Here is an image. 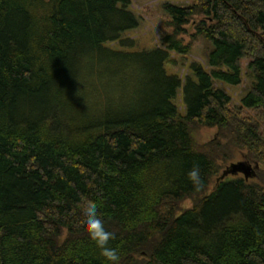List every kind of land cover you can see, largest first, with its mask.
Here are the masks:
<instances>
[{"label": "trees", "instance_id": "obj_1", "mask_svg": "<svg viewBox=\"0 0 264 264\" xmlns=\"http://www.w3.org/2000/svg\"><path fill=\"white\" fill-rule=\"evenodd\" d=\"M131 2L0 0V264H105L82 196L120 264H264V0L163 2L150 48Z\"/></svg>", "mask_w": 264, "mask_h": 264}, {"label": "rangeland", "instance_id": "obj_2", "mask_svg": "<svg viewBox=\"0 0 264 264\" xmlns=\"http://www.w3.org/2000/svg\"><path fill=\"white\" fill-rule=\"evenodd\" d=\"M131 1L132 2L130 9L138 16L140 23L139 30L137 32L131 33V35L134 37L136 36L143 47L150 48V47H154L155 45H158L159 43L158 26L162 23L164 16L163 11L161 9V4L163 2H171L175 4L185 5L188 4L189 0H131ZM204 49H205V42L204 40H200L195 44L193 51L189 55L181 59L183 60L195 59L201 61L200 57L203 55ZM177 58L178 57H176V59ZM166 69L169 73L179 72L181 71L180 70L181 65H179L177 68L176 67L174 68L170 64H167ZM226 89L232 95L233 103H236L239 96L242 94L243 85L241 87H229V88L226 87ZM180 98L181 96L180 94H178V96L174 99V102L177 105L180 104ZM215 132L216 130L213 128H202L198 130L196 136L199 141L204 142L213 138L215 136ZM239 161H247L244 153L241 151H237V156L234 158V161L229 162L225 170L230 168L232 165L239 163ZM237 175L243 176L241 172L235 174L228 173V177L226 178V180H229L228 178L236 177ZM188 204L189 201L184 203V205H188Z\"/></svg>", "mask_w": 264, "mask_h": 264}, {"label": "clouds", "instance_id": "obj_3", "mask_svg": "<svg viewBox=\"0 0 264 264\" xmlns=\"http://www.w3.org/2000/svg\"><path fill=\"white\" fill-rule=\"evenodd\" d=\"M187 175L195 190L198 191L203 187L198 166L194 165ZM78 207L81 209L79 226L99 249L100 256L103 257L105 264H120V256L117 250L109 246V242L115 239L114 233L106 229L96 203L82 196Z\"/></svg>", "mask_w": 264, "mask_h": 264}, {"label": "water", "instance_id": "obj_4", "mask_svg": "<svg viewBox=\"0 0 264 264\" xmlns=\"http://www.w3.org/2000/svg\"><path fill=\"white\" fill-rule=\"evenodd\" d=\"M238 172L243 173L246 178L255 174V170L253 166L248 161H239V163H236L232 165L230 168H228L227 170H225L223 174H226V173L235 174Z\"/></svg>", "mask_w": 264, "mask_h": 264}]
</instances>
